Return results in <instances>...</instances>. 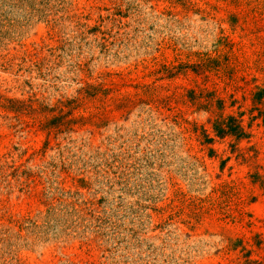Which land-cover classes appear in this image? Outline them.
<instances>
[{
	"label": "rangeland",
	"instance_id": "rangeland-1",
	"mask_svg": "<svg viewBox=\"0 0 264 264\" xmlns=\"http://www.w3.org/2000/svg\"><path fill=\"white\" fill-rule=\"evenodd\" d=\"M258 88L264 0H0V264H264Z\"/></svg>",
	"mask_w": 264,
	"mask_h": 264
},
{
	"label": "trees",
	"instance_id": "trees-1",
	"mask_svg": "<svg viewBox=\"0 0 264 264\" xmlns=\"http://www.w3.org/2000/svg\"><path fill=\"white\" fill-rule=\"evenodd\" d=\"M264 98V89L258 88L257 91L252 95V102L261 101ZM261 116V114H258ZM213 133L218 138H223L224 136H233L236 139L248 138V134L242 127L240 121L233 117L232 115H227L225 118L216 121L212 125Z\"/></svg>",
	"mask_w": 264,
	"mask_h": 264
}]
</instances>
